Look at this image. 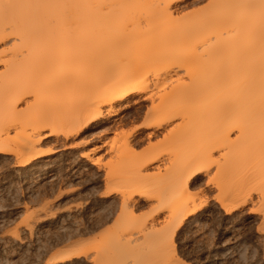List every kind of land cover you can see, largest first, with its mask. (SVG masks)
I'll list each match as a JSON object with an SVG mask.
<instances>
[{"label": "bare ground", "instance_id": "obj_1", "mask_svg": "<svg viewBox=\"0 0 264 264\" xmlns=\"http://www.w3.org/2000/svg\"><path fill=\"white\" fill-rule=\"evenodd\" d=\"M128 1L133 6L129 10L138 9L141 5L148 3L154 6L153 14H155L151 16H154L153 21L150 22L149 20L145 28L138 25L140 30L136 29L140 33L136 32L140 37H136L134 41L135 44H139H136L138 50L144 47L162 49L163 46L168 48L174 46L175 50L172 48V51L175 52L169 53L176 55L175 60L174 57L173 60L172 58L169 59V53V55H166L167 53L164 55L162 49L161 51L158 50V54L162 53L164 57L156 52L157 56L150 54L143 57L136 56L138 58L131 59L132 61L126 58L129 64L126 62L127 65L123 66L114 51L118 49L120 52L121 48L119 49L117 43L126 44L128 41L126 42L124 39V42L121 41L122 39L114 40L115 37L112 36L109 41L105 42V30L102 26L103 23L102 25L100 23L101 5L99 0H0V68L3 69L0 72V154H15L20 165H31L34 161L49 157L59 151V148L40 147L49 137L68 139L73 134L80 135L91 128L94 123L106 118L107 115L116 114L120 109H128L133 106L141 109L150 103L147 106L148 114H151L155 119L143 126L142 129H145L146 132L133 133L130 136L133 143L137 142L138 144L145 139L151 140L163 131L164 140L169 139V142L189 138L191 149L188 151L190 154L186 160L179 162L173 170L168 171L163 168L166 170V174L161 183H141L142 178L140 181L138 180L139 177L146 174H142V172L149 167H154L159 173L161 172V164L164 162L160 156L145 158L147 160L144 161H142L143 156L140 160L138 156L139 162L134 157L135 162L131 156L132 162L135 163L134 166H137L136 171L133 169L137 173L132 171L135 173V178L138 179L136 181L132 179L131 182L134 183H126L129 186L123 192L121 209L124 214L127 212L126 214L129 216L127 210L129 207H135L142 200H153L155 215L158 218H153L152 222L149 223L143 222L136 225V233L145 235L144 233L149 232L150 234L151 232L150 235H152L153 231L160 230V228H155L157 222V224L162 225V231H170L169 234L173 238L176 228L205 206L201 200V202L196 203V195L192 192V187L199 183L204 175L208 174L210 169L208 164L213 159L214 152L221 151L222 154L220 155H223L227 161L235 159L239 155H246L245 153L248 152H264V140H259V134H264V33L258 43L254 42L256 47H253L248 54L246 53L247 55L243 54L245 57L238 55L232 58L233 63L228 66V69L226 66L224 67L225 70L216 73L210 70L211 67H216L214 65L216 62L211 63L212 59L227 58L226 54L231 49H235L233 44L237 40L238 43L242 40L239 39L246 33L244 27L249 11L253 7L258 9L256 6H259L260 10H257V14L260 11V15L261 13L263 15L264 9L261 8L260 0H212V10L196 20L198 29H194V27L197 28L194 23V27L190 29L192 32L187 30L181 33L165 34L167 39L162 40L161 35L166 32L162 30V33L158 30L159 22L173 15L174 5H178L175 6L176 8L186 3H182L181 0ZM262 15L261 18H264ZM172 18L174 19L173 16ZM259 22L260 26L263 27L259 30H263L264 23L261 22L264 20ZM146 33L149 34V37L142 38ZM199 35H201V39H198ZM103 38L105 39L102 40ZM103 41L109 44L104 45L106 48L100 51L103 46L100 44L101 47H99V43ZM246 43L248 42L246 41ZM242 44L244 48L245 42ZM126 46L127 44L124 47ZM128 47H130L129 44ZM236 49L235 51L238 50ZM126 50L129 51V49ZM257 53L261 55L257 56ZM113 57L115 60H119V63L117 61L115 63L117 67L114 71L109 70V66L114 68L112 65L114 63ZM79 58V63H75L74 61ZM42 59H46V61L43 62ZM71 59L75 60L72 61ZM43 63V67L50 73H56V75L58 74L57 77H60L59 80L57 78L56 80L59 81L60 88L58 87V90L62 95H65L64 98L62 97V108L65 107L67 112H64V117L59 118V116L58 119L22 121L18 119L19 113L22 114L23 107L29 105L27 97L33 90L31 91L28 86L33 84L23 83L21 82L23 80H18L20 79L18 77L17 81L23 85L26 84L25 86L28 85L27 88L30 89L27 90L21 86H17L21 87L17 89L15 84L18 82L15 81L16 79L10 78L17 73L26 72L27 74L30 70L32 73V70L35 71L37 68L36 65L41 69ZM206 63L208 66H205ZM189 65L194 67V72L185 73L188 80L182 79L171 87L168 86V88L167 82L166 87L165 85L163 87L165 88L163 93L160 92L161 94H159L156 91L159 94H157L159 96L157 98L153 88L160 86L161 75H169L174 67ZM195 69L197 70L195 71ZM3 75L5 78H2ZM18 75L24 76V74ZM29 77H23V79L30 80L31 76ZM10 83L13 87L9 86ZM75 86L78 88L74 89ZM114 94L125 96L134 94L135 100L119 104L112 101L111 97ZM176 120L177 123L175 122V124L173 121ZM172 122L174 123L173 126L167 128L168 124ZM47 130L49 132L44 133ZM132 141L130 142L129 139L125 141L128 147ZM81 157H87V154H81ZM250 161L253 163L252 160ZM241 163L244 167L245 162L241 161ZM92 164L95 165V162ZM228 165L230 166V164ZM129 166L131 167L130 164ZM224 169L226 170V168ZM228 169L231 170V167H227ZM106 173L107 176L105 177L108 182L113 179V176H117L111 171ZM130 177L132 178V176ZM138 181L140 183H137ZM245 187L240 186L236 190L233 189V192L229 191L232 192L231 198L232 196L233 198H230V203H227L229 200L227 199V202L223 204L224 207L229 209V204L230 206L234 204L233 207L239 209L250 202L253 199V189L257 187L250 188L251 185ZM113 190L115 189H111V191ZM263 204H260L262 210H264ZM261 206L258 207L261 208ZM88 251L82 243L74 242L70 248L58 252L49 259V263L65 262L73 254L84 253L86 257Z\"/></svg>", "mask_w": 264, "mask_h": 264}, {"label": "rangeland", "instance_id": "obj_2", "mask_svg": "<svg viewBox=\"0 0 264 264\" xmlns=\"http://www.w3.org/2000/svg\"><path fill=\"white\" fill-rule=\"evenodd\" d=\"M99 1L101 5L100 23L101 25L103 23L102 26L106 34V39L102 40L109 41L113 36L114 40L128 41L126 47H124L126 45L124 43H117L121 49L120 52L117 49L114 53L116 52L115 55L117 54L120 61L115 60L116 56L113 57L114 68L109 66V70H115L116 61L126 66L129 64L126 58L132 61L131 59L134 60L149 54L157 56L156 52L158 54L162 49L163 54L169 55L173 49L175 50L174 46L169 48L160 46L162 49L144 47L138 50L137 45L139 44L136 43V45L134 42L136 37H140L137 30H140V27L145 28L149 20L153 21L154 16H151L154 6L151 3L143 4L138 9L129 10L133 6L128 0ZM188 2L183 6L174 7L172 13L174 19L171 16L159 22L158 30L162 33L166 32L163 34L160 32L162 40L167 39L166 35L169 33H181L192 29L194 23L197 27L196 20L204 16L206 12L209 13L213 8L212 0H189ZM256 7L258 9L253 7L248 13L244 27L246 33L239 39H242L241 44L237 42L238 40L233 44L239 51L237 49L235 51L233 46V50L231 49L226 54L227 58L212 59V64L216 62L214 64L216 67L210 69L214 71L213 73L228 69V66L233 63L232 58L238 55H247L253 47H256L254 42L258 43L264 33V29H260L262 32L259 33V28H263L259 21L264 18H261L260 11L259 15L257 14V10L260 8ZM118 9L120 10L118 11ZM256 15L258 16L256 17ZM194 29H198V27H194ZM190 31L192 32V30ZM148 33L141 37H149L150 33ZM200 36L198 39H201ZM244 42L243 48L242 43ZM107 43L104 41L99 43V47H101L100 44L103 46L100 51L106 48L109 44ZM104 45L106 46L104 47ZM126 49H129L130 52ZM258 53L257 56H260L261 54ZM118 54L120 55L118 56ZM126 55L129 57H124ZM158 55H162V53ZM164 55L162 56L164 57ZM134 56L135 58H133ZM175 56L170 54L169 59L173 60L174 57L175 60ZM79 60L80 58L74 62L77 63ZM42 61L44 62L46 59H42ZM38 62H40L39 59ZM43 66L44 63L40 69L36 65L37 68L35 71L32 70V73L30 70L28 75L26 72L17 73V75H13L15 78L13 76L10 78L16 79L15 81L18 82L17 79L20 77L18 80H23L21 82L34 85H27L30 89L25 86L26 84L19 83L20 81L15 84L17 89L25 87L27 90H33L27 97L28 107L24 106L22 114L19 113L18 119L22 121L58 119L59 116V118L64 117V112H67L65 107L62 108V99L65 95H62L58 90L60 87L57 80L60 77L58 78L56 73H50ZM220 67L221 69H219ZM1 70L3 69L0 68V72H2ZM188 71L194 72V67L190 65L174 67L169 75L162 74L160 86L153 88V92L157 91L161 94L160 92L164 91L163 87L164 85L166 87L167 82L168 88L182 79L188 80L185 77V73L187 74ZM18 74H24V78L31 76V79H26L28 80L26 81L21 77L22 75ZM2 78H5V75ZM81 80L84 79L81 78ZM9 86L12 84L10 83ZM77 88L78 86L74 87V89ZM158 93H156L157 98L159 97ZM149 105L150 103L141 109L135 106L120 109L116 114L107 115L106 118L94 123L84 133L77 136L70 135L71 137L68 139L49 137L40 147L59 148V151L49 157L38 159L31 165H20L15 154H0V264H50L49 259L58 252L70 248L74 242L82 243L89 250L88 253H92L90 258L85 257L86 264H186L185 256L189 257L194 264H261V261H264V210L260 205L264 203L262 201L264 200L262 199L264 198V152H248L245 153L246 155L242 154L244 157L239 155L235 159H229L230 162L220 155L221 151L214 152L213 159L208 164L210 165L208 174L202 175V180L192 187V192L196 195V203L203 201L204 208L178 226L173 238L169 234L170 231H162V225L157 222L155 228H160V230L153 231L152 235H150L151 232L150 234L146 232L145 235L136 233V225L152 222L153 218L157 219L158 217L155 215L153 200H142L135 207L131 206L132 204L129 205L131 206L127 209L129 216H127V212L124 214L121 209L123 192L129 186L126 183H132L138 179L135 178L137 166H134L135 163L132 162L131 156L134 161L138 156L139 160L143 156L142 161L155 155L160 156L164 162L161 164V172L159 173L154 167H149L142 172V174H146L139 177L138 180L140 181L142 178L141 183H161L166 174V170L163 168L168 171L173 170L179 162L189 157V149H191L189 138L187 140L183 138L184 140L180 139L177 142L170 139L171 142H169V139L164 140L163 131L151 140L145 139L138 144L137 142L133 143L130 136L133 133L146 132L145 129H142L143 126L155 119L151 114H148L147 106ZM173 122L177 123V120ZM173 122L168 124L167 128L173 126ZM21 132L23 131L21 130ZM47 132L49 130L44 133ZM259 135V140L263 141L264 134ZM128 139L130 142L132 141L130 147L125 142ZM185 141L187 142L185 143ZM85 153L87 157H81V154ZM134 157L136 158L134 159ZM241 161L245 162L244 167ZM93 162L95 165L92 164ZM226 164H230V166ZM226 166L231 167V170H227ZM240 168L241 170H239ZM107 171L117 175L113 176L110 182L105 177ZM139 181L137 183H140ZM108 183L110 184L108 185ZM246 184L248 185L246 186ZM124 185L127 187L125 188ZM238 185L239 187H250V185V188L257 187L256 189L253 187V199L239 209H235L234 204L231 206L229 204V209L225 208L223 204L227 201L230 203L231 193L234 191L233 189L239 188ZM227 186L230 188L228 189ZM110 187L115 190L111 191ZM227 193H229V197L226 195ZM260 211L263 213L262 215ZM56 264H65V262Z\"/></svg>", "mask_w": 264, "mask_h": 264}, {"label": "snow or ice", "instance_id": "obj_3", "mask_svg": "<svg viewBox=\"0 0 264 264\" xmlns=\"http://www.w3.org/2000/svg\"><path fill=\"white\" fill-rule=\"evenodd\" d=\"M182 3H188V0H181ZM261 8L264 9V0H260ZM178 6L174 5L173 7ZM206 6V5H205ZM187 14V13H185ZM112 101L118 102L119 104L127 103L129 100H135L134 94H129L127 96L122 94H114L111 97ZM92 253H87V256L90 258ZM202 258V257H201ZM186 264H194V262L187 256H185ZM65 264H86L85 254L81 253L80 255L73 254L71 258L65 261ZM261 264H264V261H261Z\"/></svg>", "mask_w": 264, "mask_h": 264}]
</instances>
